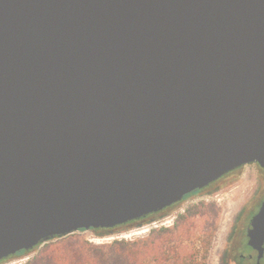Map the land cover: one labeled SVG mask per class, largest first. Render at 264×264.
Wrapping results in <instances>:
<instances>
[{"label": "water", "instance_id": "95a60500", "mask_svg": "<svg viewBox=\"0 0 264 264\" xmlns=\"http://www.w3.org/2000/svg\"><path fill=\"white\" fill-rule=\"evenodd\" d=\"M252 163L264 0H0V262Z\"/></svg>", "mask_w": 264, "mask_h": 264}, {"label": "rangeland", "instance_id": "374dc122", "mask_svg": "<svg viewBox=\"0 0 264 264\" xmlns=\"http://www.w3.org/2000/svg\"><path fill=\"white\" fill-rule=\"evenodd\" d=\"M259 171L264 172L260 165L247 164L232 175L216 181L199 196L188 198L177 211L152 216L106 232L79 230L70 235L74 240L103 245L115 240L143 239L153 230L167 228L172 231L169 236L167 234L164 246L169 259L167 264H176V254L183 257L177 264H218V256L224 250L225 239L237 217L242 215L238 223L242 225L244 219L258 211L264 201V191L261 194L257 192ZM198 203L203 204L199 205V210ZM184 209H187L186 213ZM65 237L49 240L28 255L10 259L3 264H25L47 244L64 240ZM155 260L151 264H155Z\"/></svg>", "mask_w": 264, "mask_h": 264}, {"label": "trees", "instance_id": "16d2710c", "mask_svg": "<svg viewBox=\"0 0 264 264\" xmlns=\"http://www.w3.org/2000/svg\"><path fill=\"white\" fill-rule=\"evenodd\" d=\"M233 173L235 172L231 171L222 178ZM171 232L167 228H162L158 231L153 230L148 237L143 239L115 240L110 244L103 245H95L85 240H74V237L69 235L64 240L47 244L25 264H151L155 259V264H167L169 259L164 252V246L167 234L169 236ZM37 248L38 246L31 251L23 250L11 255L2 260L0 264L22 255H28ZM174 259L177 264L183 257L176 254Z\"/></svg>", "mask_w": 264, "mask_h": 264}, {"label": "flooded vegetation", "instance_id": "af4514ba", "mask_svg": "<svg viewBox=\"0 0 264 264\" xmlns=\"http://www.w3.org/2000/svg\"><path fill=\"white\" fill-rule=\"evenodd\" d=\"M252 164L258 165L256 163H252ZM244 166H246V165H244ZM244 166H241V167H239L233 171L237 172L240 169H242ZM256 181L258 182L257 192H259L261 194L264 191V172L263 171L258 172V177H257ZM214 183H216V181L211 183L210 185L202 188V189H198L196 191H193V192L187 194L181 201H178V202H176V203H174V204H172V205H170V206H168V207H166V208H164L158 212H154V213L148 215L147 217H143L141 219L128 222L125 225L131 224L134 222H138L142 219H147V218L152 217V216H158V215L166 214L170 211H173V212L177 211V209L186 200H188V198L195 196V195L199 196L200 193H202L206 190H209V188ZM199 205H203V204L198 203V210H199ZM183 211L186 213L187 209H184ZM249 212H250V210H249ZM256 213H257V211L251 217H249V215H248L244 219V222L242 225L238 224L242 218V215H239L237 217L235 224L233 225V229L230 231V233L228 234V236L225 239L224 250H223L222 254H220L218 256V264H264V250L261 252L260 250L253 248L249 244L248 230L251 226V220ZM169 214H172V213H169ZM177 217H178V215L176 216V218ZM115 228H118V227H115ZM112 229H114V228H111V229L101 228V229H91V230H99L102 232H106V231L112 230Z\"/></svg>", "mask_w": 264, "mask_h": 264}]
</instances>
